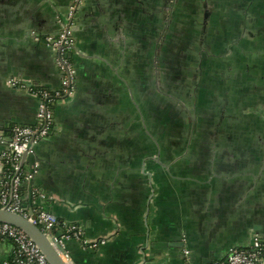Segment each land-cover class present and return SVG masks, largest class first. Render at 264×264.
I'll return each instance as SVG.
<instances>
[{
    "label": "crops",
    "instance_id": "0c3cea01",
    "mask_svg": "<svg viewBox=\"0 0 264 264\" xmlns=\"http://www.w3.org/2000/svg\"><path fill=\"white\" fill-rule=\"evenodd\" d=\"M69 1L0 0V134L5 140L13 126L34 125L38 109V99L15 91L10 78L20 76L50 90L61 86L54 52L39 39L57 33V17ZM234 2L246 8L245 45H234L230 76L219 58L215 77L197 80L196 87L198 113L210 116L227 107L230 134L216 140L221 126L214 113V123L201 128L204 142L189 147L195 156L182 157L186 143L178 145L172 135L175 139L159 145L152 122L158 38L169 1L86 0L71 58L75 93L55 104V128L34 146L32 195L27 197V180L21 186L28 213L46 210L79 225L85 240L106 238L95 248L75 238L60 244L71 262L186 264L189 250L191 264H215L231 248L248 246L255 234L264 238V0ZM238 36L241 32L230 35ZM201 66L205 71L207 63ZM208 93L213 105L202 102ZM7 142L0 141V184ZM22 168L29 172L27 160ZM15 259L13 243L0 240V264Z\"/></svg>",
    "mask_w": 264,
    "mask_h": 264
},
{
    "label": "flooded vegetation",
    "instance_id": "af4514ba",
    "mask_svg": "<svg viewBox=\"0 0 264 264\" xmlns=\"http://www.w3.org/2000/svg\"><path fill=\"white\" fill-rule=\"evenodd\" d=\"M168 1L166 17L164 15V19L167 21L164 23L163 29H161V34L158 38L156 56V87L158 94L157 105L155 106L156 116H153L152 122L154 120L155 126L158 130L159 145H163L166 142L169 143V139H175L172 138L173 135L177 138L174 142L178 145L179 143H186V151L184 149V153L181 154L182 157H185L190 154L188 153L190 146L204 142L201 138L203 136L202 133H200V131L202 132L201 128L205 125H207L205 127H208L214 123V117L211 119V116L214 115V113L217 114L214 119L219 121L217 122L218 127L221 126L219 132L215 134L216 140L220 141L226 139L230 134L225 131L230 126L229 117L226 113L227 107L223 106L221 111H214L210 116L205 112H202V114L201 112L198 113V107L200 108V104L198 105L196 102H201V99L200 97L198 98L199 93L197 92L199 91H196V87H198L197 80L202 79L205 80V82H208L215 77V74L212 76L213 72L216 70L214 60L220 61L219 58H222L221 61L224 62L222 63L223 71H226V74L229 76L232 73L230 65L235 54L232 53L234 45H236V43L239 45H245V42L242 40H244L246 33V21L244 18L246 16V8L244 7V4L238 5L234 2L238 0H223V2H221V0ZM243 1L247 3L249 0ZM85 4L86 0L69 1V9L66 16L64 13H59L57 17L59 26L56 34H60L62 24L65 21H68L71 22L72 34L75 40L74 33L79 23L80 13ZM184 24L189 27L188 30L190 29L193 31L192 33H195V35L203 41L199 54H202V59L205 61V64L207 63L209 70L207 67L204 68L205 71L201 69L202 64L198 54V57H195V60L192 63V68L198 66L197 71H200L202 76L195 77V75L192 77L191 83L189 80L190 84H184L181 86L180 76L170 77L169 73L172 71L170 67L172 62L175 59L178 61L177 58L172 60L171 56L178 54V51H175V49L179 45L180 35L182 34L181 29ZM209 32L213 35L212 39L206 37ZM240 32L241 36H238L237 40L233 39L234 37H230L231 34H238ZM221 49L224 54L219 53ZM196 51H199V47ZM212 51L216 53L213 54ZM207 56L208 58H211V60H208V58H206ZM193 82H196L195 85H193ZM185 93L186 95L184 96ZM210 95L211 93L207 94L208 101H205L204 99L202 100L205 105H213L212 100H214V95H212L213 99L209 100ZM193 103L195 104L194 110H192ZM225 135L226 137L223 138ZM212 139L213 138H211V140ZM191 151L194 153L190 155L195 156L194 154L197 153L196 150L193 149ZM178 152L179 151L175 150L174 155L176 156ZM160 156L161 150L159 149L155 158L158 162H160Z\"/></svg>",
    "mask_w": 264,
    "mask_h": 264
},
{
    "label": "built area",
    "instance_id": "2783aa9c",
    "mask_svg": "<svg viewBox=\"0 0 264 264\" xmlns=\"http://www.w3.org/2000/svg\"><path fill=\"white\" fill-rule=\"evenodd\" d=\"M38 39V38H37ZM56 52V64L62 75L61 86L57 90L41 87L30 81L10 78V87L23 90L38 99L37 121L34 125H15L11 128L9 140L0 134V141H8L9 153L4 161V172L0 190V207L26 215L33 223L41 226L54 236L59 244L68 239L81 240L84 246L97 247L104 240H85L83 230L77 224L61 222L57 216L46 210L28 213L21 186L24 180L31 177L21 165L25 153L32 151V146L50 134L55 128L54 106L58 101H64L75 93L76 70L70 57L75 48L71 22L62 24L61 32L55 42L50 43ZM6 165H9L7 168ZM0 240H9L16 248L17 264H50L44 253L29 235L19 227L0 222ZM186 264H191L190 251L185 250ZM67 262L72 264L68 255L64 254ZM264 238L254 235L246 247L231 248L226 257L215 264H263Z\"/></svg>",
    "mask_w": 264,
    "mask_h": 264
},
{
    "label": "water",
    "instance_id": "95a60500",
    "mask_svg": "<svg viewBox=\"0 0 264 264\" xmlns=\"http://www.w3.org/2000/svg\"><path fill=\"white\" fill-rule=\"evenodd\" d=\"M69 3L66 7V10L64 12L65 16L69 9ZM30 34L34 33L36 36L40 35V32L38 30L29 29L28 30ZM59 37V34H47L46 36H42L39 39V43L50 45L51 49L54 52V60L56 62V52L53 48V46L50 43H53L56 41V39ZM76 50V49H75ZM74 50V51H75ZM73 51V52H74ZM73 52L70 53V56H73ZM18 78H21L18 76ZM39 86H44V84H38ZM15 91L24 92L23 90L15 89ZM52 132H50L51 134ZM8 144V142H7ZM35 146V145H34ZM32 146V151L25 153L22 157L21 163L22 167L24 164V161L27 160L30 164L29 168V174H31V177L27 179L28 181V188H29V194L27 197H30L32 195V189L34 184V174H35V164L37 163L38 156L35 150V147ZM1 186V184H0ZM1 190V187H0ZM33 211L32 208H30L29 214H31ZM49 212V211H48ZM0 222H6L13 224L23 231H25L29 237L37 244V246L41 249V251L44 253L50 264H69L64 257V249L61 247V245L57 242L56 238L52 236L48 231H45L41 226L33 223L26 215H23L18 212L10 211L5 207H0ZM106 239V238H105ZM105 239H102L105 241ZM72 264H75L72 262ZM264 264V263H263Z\"/></svg>",
    "mask_w": 264,
    "mask_h": 264
},
{
    "label": "rangeland",
    "instance_id": "374dc122",
    "mask_svg": "<svg viewBox=\"0 0 264 264\" xmlns=\"http://www.w3.org/2000/svg\"><path fill=\"white\" fill-rule=\"evenodd\" d=\"M188 28L189 27H187L186 24L182 26V34L180 35L179 45L175 49V51H178V54L175 53L177 55L171 56L172 60L177 58L178 61L175 59L170 65L172 71L169 73V75L170 77L180 76L181 86L184 84H189V79H192V77H194L195 75V77L202 76L200 74V71H197L198 66H194V68H192V63L194 62L195 57H198L203 41L200 40V38L196 36L195 33H192L193 31H191L190 29L188 30ZM206 37L212 39L213 35L209 32L207 33ZM198 47L199 51H196ZM212 53L214 54L216 52L212 51ZM199 57L202 64V54H199Z\"/></svg>",
    "mask_w": 264,
    "mask_h": 264
},
{
    "label": "trees",
    "instance_id": "16d2710c",
    "mask_svg": "<svg viewBox=\"0 0 264 264\" xmlns=\"http://www.w3.org/2000/svg\"><path fill=\"white\" fill-rule=\"evenodd\" d=\"M6 167L8 168V167H9V165H6ZM14 264H17V263H16V261L14 262Z\"/></svg>",
    "mask_w": 264,
    "mask_h": 264
}]
</instances>
